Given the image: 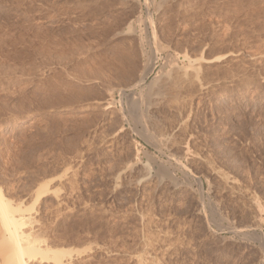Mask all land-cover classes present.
I'll return each mask as SVG.
<instances>
[{"label": "rangeland", "instance_id": "374dc122", "mask_svg": "<svg viewBox=\"0 0 264 264\" xmlns=\"http://www.w3.org/2000/svg\"><path fill=\"white\" fill-rule=\"evenodd\" d=\"M0 188L72 264H264V0H0Z\"/></svg>", "mask_w": 264, "mask_h": 264}, {"label": "bare ground", "instance_id": "6f19581e", "mask_svg": "<svg viewBox=\"0 0 264 264\" xmlns=\"http://www.w3.org/2000/svg\"><path fill=\"white\" fill-rule=\"evenodd\" d=\"M149 15L147 14L148 25L150 26L151 29H153L154 20L152 19V16L150 17ZM149 66L150 65L148 64L145 69L146 73L144 72L145 74L144 75L142 74L143 76L140 78L139 82L135 85L134 89L139 87L141 84L145 82V78L147 74L150 73L148 71ZM197 70L199 69L195 68L196 72ZM174 74L177 76L187 75V71H184L183 69H180L179 67L175 65L172 67V73L169 72L167 74L158 75L157 77H155V79H153L150 85L151 88L149 87L151 91L153 92L156 91V92L152 93L148 91L149 88L147 87L148 90L146 89L147 90L146 93L147 92L150 93L149 94L150 96L147 94V97H149V99L153 98V96L154 98L160 97L165 94L166 89L175 88L177 81H176V77L174 76ZM136 94L134 93L131 96H129V99H130L129 102L131 105L128 103L129 104L128 106H131L129 107L131 109L130 113L132 114L133 118L139 123L144 122L145 120L148 121V118H146V115L149 112V106H147L146 110H143L141 106L142 103L139 102L141 98H139L140 96L136 97ZM120 95L126 96V91L120 90ZM112 101H114V99ZM108 102L109 103H107V106L108 108H111L114 103L110 101ZM121 114L123 117H125V113L123 112V110ZM163 138L160 139L161 142L163 144L164 143L168 144L167 141L169 142V140L167 138L166 139L165 138L163 139ZM188 151L189 150L187 149L186 154ZM144 169L147 172L148 168L145 167ZM252 203L254 204V206L258 209L259 213L261 214V211H260L261 205L259 201L252 200ZM32 210L33 209L29 211H32ZM32 225L33 223L31 221V217L30 216L27 217L23 213L20 205L15 206L14 204H12V202H10L5 197L2 189L0 188V226H1V229L4 230V234L2 236V243H1L2 246L0 248L1 250L0 259H1L2 264H31L34 261H39L40 263H50L51 262L54 264H72L71 261L74 258V256H76V254L79 255L81 253V252H78L74 255L71 252H67V250L54 249V248L49 247L48 245L45 244L44 241L39 240L35 237H32V234L30 233ZM262 239H263L262 245L264 246V237Z\"/></svg>", "mask_w": 264, "mask_h": 264}]
</instances>
